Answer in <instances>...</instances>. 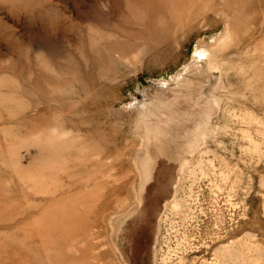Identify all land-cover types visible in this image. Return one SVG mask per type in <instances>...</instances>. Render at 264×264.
<instances>
[{
	"label": "rangeland",
	"instance_id": "374dc122",
	"mask_svg": "<svg viewBox=\"0 0 264 264\" xmlns=\"http://www.w3.org/2000/svg\"><path fill=\"white\" fill-rule=\"evenodd\" d=\"M119 5L0 0V264H264V0Z\"/></svg>",
	"mask_w": 264,
	"mask_h": 264
},
{
	"label": "bare ground",
	"instance_id": "6f19581e",
	"mask_svg": "<svg viewBox=\"0 0 264 264\" xmlns=\"http://www.w3.org/2000/svg\"><path fill=\"white\" fill-rule=\"evenodd\" d=\"M120 1L121 0H114V2H116V4H118V6H120L119 5V3H120ZM79 2V1H78ZM111 3V2H110ZM110 3H108V4H110ZM79 4H81V3H76L74 6H76V7H79ZM111 5V4H110ZM112 6V9L110 10L111 11V14L112 13H114V10H115V8H116V6H114L113 4L111 5ZM95 8H97V7H95V6H92L90 9H91V11L93 10V9H95ZM114 8V9H113ZM118 12V11H117ZM77 16L80 18V17H84V15L82 14V12H78L77 13ZM121 53V52H120ZM223 131V130H222Z\"/></svg>",
	"mask_w": 264,
	"mask_h": 264
}]
</instances>
